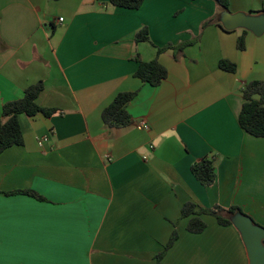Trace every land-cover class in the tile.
<instances>
[{
	"label": "crops",
	"instance_id": "obj_1",
	"mask_svg": "<svg viewBox=\"0 0 264 264\" xmlns=\"http://www.w3.org/2000/svg\"><path fill=\"white\" fill-rule=\"evenodd\" d=\"M227 1L0 0V116L37 82L36 104L55 111L20 115L22 145L0 154V264H155L173 232L160 264H248L233 225L203 215L192 234L180 216L188 202L237 207L264 229V137L238 124L241 91L264 81V34L220 23L261 14L264 0ZM142 28L149 42L135 43ZM153 60L167 72L156 87L134 77ZM125 92L132 123L105 128L102 110ZM205 157L210 187L190 171Z\"/></svg>",
	"mask_w": 264,
	"mask_h": 264
},
{
	"label": "trees",
	"instance_id": "obj_2",
	"mask_svg": "<svg viewBox=\"0 0 264 264\" xmlns=\"http://www.w3.org/2000/svg\"><path fill=\"white\" fill-rule=\"evenodd\" d=\"M108 1L114 7L128 10L139 9L143 2V0ZM212 1L224 10H228L227 0ZM260 13H264V9H262ZM212 21L213 20H208L205 22L203 28ZM218 26L221 27L220 24H218ZM243 33H245V30H243ZM134 41L135 43L149 42L146 28H142L136 32ZM165 49L167 48L158 49L157 53H160ZM237 50H244L243 35L237 40ZM218 68L228 73H234L236 71V65L227 60H220L218 62ZM166 75L167 72L165 68L156 60L151 62L138 61V66L134 73L135 78L152 87L158 86L166 78ZM43 87L42 82H37L36 84L27 87L20 99L6 102L2 105L0 116V154L10 147L22 145V131L18 121L20 115H25L31 118L39 114L47 117L55 113L52 109H43L36 104V99L42 92ZM135 94V92L119 93L115 96L112 102L102 110L101 121L105 128H124L132 123L131 117L127 113L126 106L134 98ZM241 98L243 103L238 115V124L240 128L250 136L256 138L264 137V81L249 82L241 91ZM190 171L192 176L201 186L210 187L214 183L216 175L211 159L206 157L200 159L191 166ZM13 193L14 192L11 194ZM18 193H25L36 199H41L33 192L23 191ZM236 214L249 218L237 207L223 209L219 206H214L206 209L197 207L193 203L188 202L182 206L180 216L181 218L188 219L186 230L189 233L199 234L206 228V224L201 219V216H211L216 220L218 225L225 227L232 225L230 218ZM252 223L256 225L253 221ZM176 239L177 234L176 232H173L164 249L155 255V264H160L165 253L173 245Z\"/></svg>",
	"mask_w": 264,
	"mask_h": 264
},
{
	"label": "water",
	"instance_id": "obj_3",
	"mask_svg": "<svg viewBox=\"0 0 264 264\" xmlns=\"http://www.w3.org/2000/svg\"><path fill=\"white\" fill-rule=\"evenodd\" d=\"M221 26L226 31L243 29L254 36L264 34V13L258 15L223 14L220 19ZM232 225L240 234L245 247L248 264H264V229L254 225L250 218L236 214L230 218Z\"/></svg>",
	"mask_w": 264,
	"mask_h": 264
},
{
	"label": "built area",
	"instance_id": "obj_4",
	"mask_svg": "<svg viewBox=\"0 0 264 264\" xmlns=\"http://www.w3.org/2000/svg\"><path fill=\"white\" fill-rule=\"evenodd\" d=\"M59 22H62V19H58ZM139 127L143 128V129H147V125L143 122V121H140L139 122Z\"/></svg>",
	"mask_w": 264,
	"mask_h": 264
}]
</instances>
